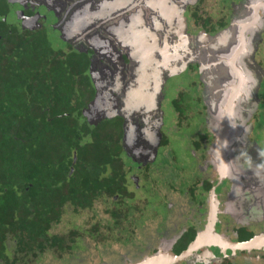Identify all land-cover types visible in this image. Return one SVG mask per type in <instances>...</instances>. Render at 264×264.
<instances>
[{
  "label": "trees",
  "instance_id": "trees-1",
  "mask_svg": "<svg viewBox=\"0 0 264 264\" xmlns=\"http://www.w3.org/2000/svg\"><path fill=\"white\" fill-rule=\"evenodd\" d=\"M11 2L0 0V264H38L50 253L63 258L84 233L105 241L109 236L102 229L126 232L125 220L144 221L149 215L126 184L136 167L124 158V116L116 92L93 83L91 51L54 46L45 32L7 30ZM192 17L208 31L229 21L228 14L215 21L202 20L196 11ZM178 96L173 105L185 115V94ZM100 109L107 113L96 119ZM209 137L205 132L195 149L201 150L202 139ZM161 144H168L165 135ZM149 175L143 180L150 181ZM201 178L190 184L192 190L199 184L212 187ZM97 201L104 206L102 224L84 233L77 224L67 234L52 231L63 220L72 224L71 214L94 210ZM200 215L206 217L204 207ZM123 240H131L130 233Z\"/></svg>",
  "mask_w": 264,
  "mask_h": 264
},
{
  "label": "rangeland",
  "instance_id": "rangeland-1",
  "mask_svg": "<svg viewBox=\"0 0 264 264\" xmlns=\"http://www.w3.org/2000/svg\"><path fill=\"white\" fill-rule=\"evenodd\" d=\"M33 1L40 6V8L38 7L37 14L41 17H44V15L49 17L54 13V4L52 1ZM232 4H230V0H227V2L225 0H204L202 20L214 17L213 21H215L217 19L219 20L223 14H228V20L230 21L235 11ZM78 17L79 16L76 15L75 18ZM55 21L54 23L51 20L46 21L50 24L47 23L48 34L49 37H51L50 40L54 46L64 47V45L74 38L75 32L72 30L70 22H66V25L70 24L67 28L64 27L61 21H56L57 23ZM77 23L80 27L86 29L85 21L82 18H80ZM216 27V31H207L205 28H201L200 25L192 26L190 37L195 38V36L200 35L203 31H206L209 35H214L223 28H219L217 24ZM84 39L85 38L80 37L73 44L77 47L94 46L95 48V42ZM197 43H199V41ZM97 49L100 48L97 47ZM93 50L91 49L92 65L90 67L93 83L98 88H105L116 92L121 113L126 116L124 136L121 142L126 152H123V155L125 153V161L128 165L131 164L134 167L140 164L145 166V168H141L140 171L137 170L138 173L148 170L149 168V174L151 175V177L149 175L150 181H141L138 187L139 189H137V181L129 180V190L135 193L131 198L135 199L140 207L146 208L143 213L149 216L146 220L144 219V221H136L135 224L132 218L125 220L134 224L129 226V222H125L124 227L128 230L126 232H119L118 230L110 234L106 228L102 229L109 237L105 239V241L92 240L83 231L88 230L94 224L99 225V223H101L100 217L104 216V206L102 202L97 201L94 210H85L74 216L71 214L70 217L72 218L68 217V219L72 224L63 220L53 227V232L67 234L75 227L73 224H77L79 227L77 230L84 233L83 236L81 234L82 237L78 240L80 243L72 248L63 258L56 259L50 253L45 255L38 264H127L129 262H135L145 257L147 254H155L156 246L158 245H161L159 246L161 248L163 246V248L167 249V247L164 246H166L165 243H167V239L172 240L174 238L170 239L169 235L173 234V230H175V228H172L175 222L188 215L186 210L182 207L183 201L188 203L187 196L189 195L187 188L190 187L193 181L200 179L201 175L203 176L201 179L213 182L216 185V193L224 198L226 209L222 210L225 212L229 210L234 213L232 222H230L232 214L220 215L217 231L221 232L223 227L226 228L227 226L232 227L231 231H236L239 226V221L247 223L250 220H258L259 222L257 224L248 222L247 225L252 232L257 233L259 230H263L264 232V184L260 187H256L255 182H260V179L256 178L259 174H254L255 171L260 170L263 172L262 175H264V154L260 153L261 150L264 153V97L261 102L260 92L258 93V97L260 96L258 109L247 119L252 104H250V107H243L245 110L240 111L242 120L237 121L236 124L245 126V131L247 132V135L241 134L238 138V142H243V145H248H242V148L245 150L242 152L241 156H238L240 146L234 145L233 141L229 140V146H227L226 150L228 152V150L232 149L234 160L231 164L232 167L229 169H233V172L230 175L229 170L227 173V180L224 179L220 181L218 180L219 171L216 168V164L210 152L216 142V138L213 136L215 124L207 120L205 101L203 100V91L206 89L203 85V79L201 80L199 76L200 71L197 63H189L185 70L169 78L164 84L162 92L164 96L161 101L160 114L164 117L165 126L163 127L161 125L160 129L162 136L164 137L165 135L168 139V144L164 147L163 153L162 150H160L159 157L158 154H156L153 160L149 156L151 153L150 143L153 142L154 135H152V128L149 127V121L146 117L144 107L142 105L139 107L140 105L135 102L131 103V101H133L132 98L128 94L125 95L123 93L122 89L124 85L120 82L117 73L99 68L100 64L103 65L102 63H105V59L101 56L102 54ZM104 57L108 58L107 55ZM257 58V61H261L262 63L260 62V64H263V66H261L260 75L264 77V33L259 42L258 51H255V54L252 53V61L255 62ZM194 65L197 66L198 70L189 69L195 67ZM260 90L261 94L264 95V80L260 82L259 91ZM180 93H183V95L185 94L186 103H182V106L186 108L185 115H181L173 105L174 99L179 97L178 95ZM148 94L149 91H146L145 95L148 96ZM111 106L113 105L111 104ZM141 113H144V116H142ZM254 116H256V121L253 123L249 133L247 126L251 123V120L255 118ZM205 132H207L210 137L202 139L203 147L201 151L197 150V154L203 157L201 166L199 167L197 159L191 149H195V141L201 139L200 137L204 135ZM253 134H255V137H253ZM254 143L258 147L255 146ZM133 169L136 171L135 168ZM255 178L256 180H252ZM143 179L144 178L141 177L139 181ZM216 180L218 181L215 183ZM250 185L255 186V188H251ZM199 187L200 188H197V191H195V194L189 200L190 207L194 206L196 203H200L204 199L203 193L205 195L208 194L206 190L202 189L201 185ZM125 199L122 198L124 202L128 204L132 203L129 202L127 198ZM141 200L143 202H141ZM174 206H178V209L180 210L181 208V210L176 212V210L173 209ZM239 217L241 218L238 219ZM188 220L189 219H187V221ZM203 220L204 218L197 219L196 216L195 220L192 222L189 220L186 225H193L197 228ZM224 222H228V224L225 223L223 226ZM184 228L185 226L181 225L176 229L182 230ZM129 229L131 231H129ZM134 230L136 232L133 234ZM228 230L229 233H231L230 229ZM128 233H130L131 240L124 241L123 238L126 239ZM113 240L114 243L111 242ZM116 242L117 244L115 246ZM212 252L216 255L221 254L217 250ZM262 252L264 253V251ZM181 264L185 263L181 262ZM239 264H242V262Z\"/></svg>",
  "mask_w": 264,
  "mask_h": 264
},
{
  "label": "water",
  "instance_id": "water-1",
  "mask_svg": "<svg viewBox=\"0 0 264 264\" xmlns=\"http://www.w3.org/2000/svg\"><path fill=\"white\" fill-rule=\"evenodd\" d=\"M196 1L153 0V8L156 4L159 5L155 6L156 11L152 10L146 15V12L143 13V10L138 7L134 14L125 15L124 12L128 10L121 9L120 6H128L130 2L117 0L116 6L108 7L106 10L102 8L104 15L87 14L85 26L86 28L91 26L92 29L101 27V33L105 34L104 36L100 33L98 37L92 36L91 39L87 37V40L93 42L96 40L95 44L99 45L97 47L100 48L101 56L105 60L111 57L114 59L113 63L120 64V67L100 68L117 73L120 82L124 85L123 93L132 98L131 103L135 102L140 105L139 107L141 105L144 107L149 127L152 128V135H154L153 142L150 143L149 156L153 160L162 139L160 126L163 123V117L160 113L164 84L169 77L185 70L189 63H197L199 76L201 80L203 79L206 89L203 91V100L207 120L215 124L213 136L216 142L210 152L219 171L218 180L221 181L227 180L229 170L230 175L233 172V169H229L234 160L232 149L228 152L226 150L229 140H232L234 145L240 146L238 156H241L245 150L242 148L243 142H238L241 134L247 135L245 126L236 125L237 121L242 120L240 111L245 110L243 107L247 108L252 104L248 119L257 110L259 104L258 91L262 75L258 71L260 67H256L257 61H252V53L255 54L258 49L262 32H264V0L234 1L235 11L226 28L215 35H209L203 31L202 34L197 35L198 37L192 38L187 32L184 8ZM101 3L105 6L113 4L112 0H104ZM139 17L147 18L150 24L137 23L136 20ZM224 37L225 43H223ZM217 38L221 40V43L217 41ZM106 55L109 58L104 57ZM146 91H149L148 96L145 95ZM95 99L100 104L103 98L100 96ZM102 113L103 110L100 109L94 117L99 119L103 116ZM252 126L251 123L247 126L249 133ZM260 153L264 154L262 150ZM218 157L223 159V164H217ZM75 159L76 156L74 161ZM254 174H259L256 178L260 179L263 172L257 170ZM258 183L255 182V186ZM215 188L216 185L211 190L214 195ZM216 221L215 213H211V218L204 226V233L207 230L214 232L220 240L225 242L224 237L217 231ZM158 254L163 255V252L129 264H168L178 257L168 253L167 255L172 259L158 263L151 262V258Z\"/></svg>",
  "mask_w": 264,
  "mask_h": 264
},
{
  "label": "flooded vegetation",
  "instance_id": "flooded-vegetation-1",
  "mask_svg": "<svg viewBox=\"0 0 264 264\" xmlns=\"http://www.w3.org/2000/svg\"><path fill=\"white\" fill-rule=\"evenodd\" d=\"M8 1L9 2L12 1L11 2V4H12L11 5V13H12L13 17H12V15H10V17L5 16L6 17V19H5L6 20L5 21L6 26H9V27H6L7 30H12L13 28L16 27L17 29H20L23 34H31L34 30H37V32H45L49 36L48 26H47L48 22H46L47 20H51L53 23L55 20L57 22L61 21L62 24L64 25V27H67V28L70 24L66 25V22H70L72 25V30L75 32V34H74V38H72L71 41H69L66 45H64V47L66 49L70 48V47H77L73 43H75V41L78 40V38H80V37L85 38L84 40H86L87 37H90V39H91V38H93L92 36L98 37L99 34L102 32L101 27H97L95 29H92L90 26V27L83 30V28L80 27L77 23V21L80 18H82L85 21V19H87V17H86L87 14H90V13H92L94 15L95 14L96 15H104V13L102 14V11L104 9L106 10L108 7L111 8L112 6H116V3H117L116 2L117 0H112V3H113L112 5H106L105 6L101 3L104 0H42L44 2H51L52 1V3L54 4V13L49 17H47L46 15H44V17H41L40 15L37 14L38 7L40 8V6H38L36 4V2H34L33 0H8ZM120 1H123V0H120ZM126 1L130 2V3H128V6H120L121 9L128 10L127 12H124L125 15L134 14L135 12H137L138 7H140L139 9L143 10V13L146 12V15H147L152 10L156 11L155 9H157V7H155V6H159L158 4H156L153 8V0L152 1L151 0H126ZM225 1L227 2V0H225ZM203 2H204V0H197L194 4H188L184 8V14L186 16L187 25H188L187 26V30H188L187 32L188 33H190V32L192 33V26L200 25L201 28H205V27H203V25L201 23H197L194 20V18L192 17L196 11L198 16L202 19V15H203L202 7H204ZM233 2H234V0H230V4H232ZM99 5H101V7L98 8ZM148 6H149V8H148ZM103 7H104V9H102ZM124 14H122V15H124ZM76 15H78L79 17L75 18ZM225 16L226 15L223 14V16L220 19H224ZM118 19H120V17H118ZM136 21H137V23H142L143 25L150 24V21H148V19L145 17H139ZM3 23H4V20H3ZM151 24H152V22H151ZM3 29H5V28H3ZM149 29H148V31H149ZM101 35L104 36L105 34L101 33ZM2 37L3 36L0 33V41L2 40ZM218 40L219 39L217 38V41ZM94 42H96V40H94ZM97 46H99V45H97ZM78 48H83V49L89 48V51H91V49L93 50L94 46H93V48H90L87 46H78ZM93 51L101 54L100 49H97L96 46H95ZM91 54H92V51H91ZM256 60H258V58ZM105 61L106 62L103 63V65L100 64L99 66L100 67H120L119 63L116 64V63L112 62V61H114V59L111 57ZM260 62H258L259 65L256 66V67H260L258 69L259 72H261V66H263V64H260ZM122 67H125V66H122ZM101 69L104 70V68H101ZM261 77H262V80H264L263 75ZM259 92H260V96L262 99L261 102H262L264 95L261 94V90L258 91V93ZM115 99L119 103L118 96L115 97ZM258 107H259V104H258ZM102 114H104V113H102ZM142 116H144V115H142ZM254 117L255 118H253L251 120V124H253L256 121V116H254ZM162 126L163 127L165 126L164 119H163ZM162 140H163V137L161 139V142H162ZM160 145H159L160 148H158V152H157L158 157L160 154V150H162V153H163L164 147L167 146V144H161V143H160ZM246 145H248V144H246ZM191 150L193 151V154H194L195 158L197 159V163L200 167L203 157L202 156L200 157V155L197 154V150H199V149H194V150L191 149ZM141 168H145V166H143L142 164L137 165L135 168L136 171L132 168V170L128 172V176H127V180H126V184L128 186V189H129V184H130L129 180L137 181L138 182L137 189H139L138 187L140 186V182L144 181V180L139 181V179H141V177L144 178V174L149 173V168H148V170H145L143 172L138 173L137 170L140 171ZM130 172H131V174H130ZM211 183L213 184L212 187L215 186V184L213 182H211ZM199 186H200V184H199ZM212 187L210 189H206V187L204 185H202V189L206 190V192H208V194L205 195L203 193L204 199L200 203H196L192 207L189 206V200L195 194V191H197V189L192 190L191 186L189 188H187L188 195H189V196H187L188 203L183 201L182 207L184 210H186L188 215L185 216L184 218L182 217L181 219H178L175 222L174 227H172V228H175V230H173V234L169 235L170 239L173 237L174 238L172 240L167 239L166 240L167 243H165L166 246H164V247H167V249L163 248V246L161 248V247H159L161 245H158V246H156L155 254H157L159 252H163V254L164 253H166V254L172 253L174 256H178L175 261L168 263V264H181V262L185 263V264H239L241 262H242V264H264V253L262 252V251H264V241L261 242L260 240L257 241L255 239L257 237L263 238L264 232H263V230H259V232H257V233L252 232L251 229L249 228V226L247 225L248 222H250L251 224H255V223L257 224L259 222L258 220H254L256 222L250 220L247 223H244L243 221H239V223H238L239 226H238L236 231L235 230L231 231L232 227H230V226H227L226 228L223 227L221 232L218 231L225 239V242H222L223 244L218 243V242H213V241H207L205 243H199L198 242L199 237L204 232V226L208 223V220L211 218V213L212 214L215 213V217L217 219L216 228H217V225L219 222L220 215H222V214H225V215L232 214L230 222L233 221L234 213L230 212L229 210H227V212L222 210V209H226L225 208V200L222 196H219L216 193V190H215L216 194L214 195L211 191ZM133 194L135 195V193H133ZM222 198H223V200H222ZM213 201H215V204H216L214 206V211H213ZM221 202H222V204H221ZM178 206L173 207V209H175L176 212L181 210V208H180V210L178 209ZM203 207L206 209V217L204 218V221L199 226H197V228H196V226H193V225H186L189 220H190V222L195 220L196 216H197V219H202V218H200V213H201V210L203 209ZM240 218L241 217H239L238 219H240ZM187 219H189V220L187 221ZM133 222L135 224V221H133ZM225 223L228 224V222H224L223 226L225 225ZM129 224H130L129 226L134 225L132 222H129ZM181 225H184L185 228L182 230L176 229L178 226H181ZM227 228L230 229L231 233H229V230ZM192 230H194V231H192ZM244 231L248 232L247 237L246 236L243 237ZM190 232L192 235V239H189L190 241H188V238H190L188 236V234ZM181 247H182V249L180 250V252H177V250L180 249ZM216 250L219 251L221 254L216 255V254H214V252H212V251H216ZM147 256H151V255L147 254L145 257H147ZM145 257H142L135 262H138V261L144 259ZM129 263H131V262H129ZM129 263H127V264H129Z\"/></svg>",
  "mask_w": 264,
  "mask_h": 264
},
{
  "label": "bare ground",
  "instance_id": "bare-ground-1",
  "mask_svg": "<svg viewBox=\"0 0 264 264\" xmlns=\"http://www.w3.org/2000/svg\"><path fill=\"white\" fill-rule=\"evenodd\" d=\"M241 38V37H240ZM220 43H221V40H218ZM226 42V38L224 37V41H223V43H225ZM261 45V44H260ZM232 87V86H231ZM220 161V162H219ZM223 164V159L221 160V158L220 157H218L217 158V164ZM219 169V168H218ZM220 171H221V169H220ZM263 185V183H261V182H259L257 185H256V187H260V186H262ZM250 187L251 188H255V186H253V185H250ZM214 206H215V201H213V211H214ZM257 241H261V242H263L264 241V237L263 238H259V237H257V238H255ZM207 241H213V242H218V243H222L223 241L222 240H220L218 237H217V235H215L214 234V232H210L209 230H207L205 233L203 232L202 234H201V236L199 237V239H198V242L199 243H205V242H207ZM222 241V242H221ZM198 243V244H199ZM223 244V243H222ZM168 259H172V258H170L166 253H164L163 255H159L158 254V256H156V257H154V258H151V262H156V263H158V262H162V261H166V260H168Z\"/></svg>",
  "mask_w": 264,
  "mask_h": 264
},
{
  "label": "clouds",
  "instance_id": "clouds-1",
  "mask_svg": "<svg viewBox=\"0 0 264 264\" xmlns=\"http://www.w3.org/2000/svg\"><path fill=\"white\" fill-rule=\"evenodd\" d=\"M232 7L234 8L233 4H232ZM229 23H230V21H229ZM229 23H228L226 26H224L221 30H223L224 28H226V27L229 25ZM221 30H220V31H221ZM217 33H218V32H217ZM263 33H264V32H262V35H263ZM214 35H215V34H214ZM261 38H262V36H261ZM256 51H258V49H257ZM256 61H257V60H256ZM257 64H258V61H257ZM171 77H172V76H171ZM169 78H170V77H169ZM169 78H168V79H169ZM168 79H167V80H168ZM167 80H166V82H167ZM261 81H262V80H261ZM166 82H165V83H166ZM163 88H164V87H163ZM107 111H108V110H107ZM103 113L106 115L107 112H103ZM108 113H110V112L108 111ZM104 114H103V116H105ZM123 116H124V120H125V118H126L125 114H123ZM163 119H164V117H163ZM124 125H125V121L123 122V128L125 129ZM162 137H163V136H162ZM260 181H261V183L264 184V175L261 176ZM215 190H216V188H215ZM200 218H202L201 215H200ZM203 221H204V220H203ZM140 261H141V260H140ZM138 262H139V261H138ZM131 263H132V262H131ZM133 263H136V262H133Z\"/></svg>",
  "mask_w": 264,
  "mask_h": 264
}]
</instances>
